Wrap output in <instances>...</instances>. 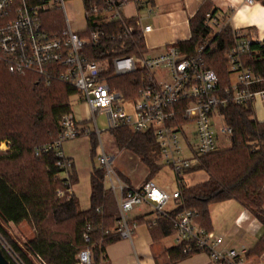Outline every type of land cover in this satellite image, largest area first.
<instances>
[{
  "label": "built area",
  "instance_id": "1",
  "mask_svg": "<svg viewBox=\"0 0 264 264\" xmlns=\"http://www.w3.org/2000/svg\"><path fill=\"white\" fill-rule=\"evenodd\" d=\"M82 1L86 27L75 31L66 15V0H0V62L10 73L35 74L47 86L59 81L76 88L83 94L90 113L87 118H77L73 112L63 115L59 121L61 133L54 144L35 149L36 154L56 150L57 165L65 169L68 178L66 188L58 189V195L73 192L69 171L74 162L65 155L63 142L94 134L102 148L99 163L105 171V185L118 206L117 231L122 238L132 239L139 225L137 220L129 218L128 212L148 203L156 212L148 227L156 225L161 217L170 220L178 244H184V252H205L210 264H245L247 248L227 246L222 235L197 221L196 211L183 209L173 214L167 207L172 199L179 204L183 202L182 188L189 185L181 176L199 166L201 157L217 152L219 138L232 135L233 128L226 123L222 108L230 102L247 105L257 96L264 98V41L252 30L231 27L234 46L224 54L231 74V82L226 87L220 85L217 72L208 67L205 58L210 39L229 25L216 15L208 20L211 35L193 54L183 52L176 42L158 54L150 53L147 48V53L138 56L114 55L94 60L92 49L107 38L133 39L137 29L144 37L153 26L144 25L141 18L128 17L122 10L131 2L140 5L146 0ZM255 1L245 0L248 4ZM60 7L67 25L61 30L47 29L43 13ZM115 23H119L121 30L109 32L107 27ZM247 57L260 63L256 66L246 63ZM139 69L143 74L135 96L127 97L123 89L110 82L112 77L133 74ZM128 103L133 104V113L127 111ZM99 114L106 117L104 130L129 128L135 133H153L161 163L180 178L179 189L169 193L151 179L140 186L128 183L114 167L115 157L106 152L101 142ZM216 119L220 121L218 125ZM87 121H93L95 128L89 127ZM189 124L194 125L196 143L189 141ZM85 237L89 240L88 235ZM92 263L93 252L87 247L78 253L74 264Z\"/></svg>",
  "mask_w": 264,
  "mask_h": 264
},
{
  "label": "trees",
  "instance_id": "2",
  "mask_svg": "<svg viewBox=\"0 0 264 264\" xmlns=\"http://www.w3.org/2000/svg\"><path fill=\"white\" fill-rule=\"evenodd\" d=\"M60 13L57 9L43 13L47 29L61 30L64 27ZM215 15L216 10L210 3L200 7L190 19L191 37L177 42L183 52L193 54L208 40L212 33L208 20ZM107 28L109 32L121 30L119 23ZM233 46L232 28L227 25L213 35L206 48V63L217 72L222 87L231 82L224 54ZM145 53V39L137 29L133 39L107 38L95 45L91 56L98 60L114 55L138 56ZM245 61L255 66L260 63L251 57ZM142 74L139 69L133 74L112 77L110 82L123 89L127 97L135 96ZM25 78L32 82L31 93H28L30 89ZM76 92V88L59 81L47 86L32 73L12 74L0 62V144L5 141L8 146L7 150H0V235L11 244L21 264H37L32 257L40 258L44 264H74L78 253L87 247L93 252L92 264H108L106 247L122 238L117 231L118 215L111 191L105 185L103 168L93 167L90 173L91 206L82 210L73 192L58 195V189L66 188L68 178L62 176L65 169L57 165L56 150L35 153L36 147L52 145L57 140L61 133L59 121L63 115L73 112L70 97ZM222 112L226 123L233 128L229 138L231 145L200 158L195 169L204 170L209 178L183 187V202L173 214L183 209L194 210L197 221L206 229L213 230L211 204L236 199L264 227V122L254 118L252 103L239 105L230 102ZM111 133L119 148L132 151L147 165L149 177L161 169L156 163L159 152L153 133H135L129 128L112 130ZM90 136L96 147L98 138L94 134ZM72 168L69 171L71 185L77 180ZM10 222L15 225L29 222L34 227V236L23 247L7 232L5 225ZM67 227L69 231L63 233ZM150 229L155 239L173 233L171 221L163 217L158 218L157 224ZM86 235L89 240H86ZM168 252L171 260L177 261L200 251L184 252V244H179ZM263 253L264 233L255 247L249 249L248 256H261ZM10 262L18 264L13 260Z\"/></svg>",
  "mask_w": 264,
  "mask_h": 264
},
{
  "label": "crops",
  "instance_id": "3",
  "mask_svg": "<svg viewBox=\"0 0 264 264\" xmlns=\"http://www.w3.org/2000/svg\"><path fill=\"white\" fill-rule=\"evenodd\" d=\"M206 2L210 3L212 7L215 8L216 16L220 19L226 20L232 28H241L244 31L252 30L258 39L264 41V0H256L253 4H248L245 2V0H158V3L157 0H146L145 3L135 5V7H133V14H127V16L131 17L132 19L136 17L141 18L144 25L151 24L153 26V30L146 33L145 35L170 29V32L166 33L160 41H155L152 45L148 46L146 44V47L150 53L158 54L162 52L167 45L188 40L191 37L190 19ZM147 8H149L148 11ZM150 9H152L151 12ZM151 14H155L156 18L160 20L161 18L167 19L169 20V23L165 25L157 23H144L143 18ZM252 107L254 111V118L258 121L264 122V98L257 96L252 102ZM119 149L122 151V153L128 151L130 153L129 158L139 166L144 165L146 169V173L142 176V178L136 179L133 169H131L129 166H126L123 160L119 161L116 170L126 177L131 185L140 186L147 180H153L152 177H149V168L138 155L125 148ZM108 154L114 156L110 153ZM114 157L116 159V156ZM156 163L160 165L161 168L164 166V164L161 163L160 153ZM197 170L201 169H195L193 171ZM208 178L209 175L207 172H205L204 176L199 177V180L191 185L204 182L208 180ZM111 194L113 196L112 201L118 215V206L112 192ZM171 201H175V206L167 208L168 210L174 211L179 206V202L175 199H172ZM226 201V204L222 205V207H224L225 213L223 214V218L219 220L215 218L211 204L210 217L212 228L216 233L224 237V242L227 246H233L238 249L247 248L249 251V249L255 247L259 241L263 233L258 238L256 243L252 245L253 240L257 239L264 227L262 223L238 200L230 199ZM146 205L152 206L148 203ZM232 207L233 212L231 210ZM150 213L146 214L142 211L134 213L133 218L131 219L140 220L141 223L138 222L139 225L133 231L132 239L121 238L120 240L111 243L106 247V263L210 264L209 256L205 252H199L184 259L172 261L168 250L179 245L176 236L174 232L170 234L174 235L175 240L173 243L169 244L164 243V239L170 235L161 236L155 239L152 234V230L150 227H148L147 223L154 220L156 215L151 216L149 215ZM9 224H13V222H10ZM259 257L260 256H248L245 264H257L254 262V260L256 258L258 259Z\"/></svg>",
  "mask_w": 264,
  "mask_h": 264
},
{
  "label": "rangeland",
  "instance_id": "4",
  "mask_svg": "<svg viewBox=\"0 0 264 264\" xmlns=\"http://www.w3.org/2000/svg\"><path fill=\"white\" fill-rule=\"evenodd\" d=\"M160 2V1H159ZM158 3V0H157ZM136 3L131 2L127 4L122 10L123 12L127 14H133V7H135ZM57 10H60L61 14V24L63 26L67 25L66 21V15L67 18L75 31L83 30L86 27V20H85V10H84V4L82 0H66L65 2V10L66 15L64 13V10L62 7L55 8ZM149 8H147L148 11ZM144 23H152V24H161L165 25L169 23V20L161 18H156L155 14H151L147 17L143 18ZM170 32V29L164 30V31H157L153 34L145 35L144 39L145 42L148 45H152L155 41H160L166 33ZM30 79L25 78V82H27V86L30 90H28V93H31L32 88V82H30ZM70 104L72 107V111L74 115L77 118H87L89 117L90 113L85 105V98L83 94L76 92L70 97ZM128 112L133 113L134 112V106L132 103H128L125 105ZM97 121L99 124L101 132V142L103 143L105 150L107 153H110L114 156H116V159L114 161V167L116 168L119 164L120 160H123L125 162L126 166H129L131 169H133L134 176L136 179L142 178V176L146 173V169L144 165H137L134 161H132L129 156L130 153L128 151H125L122 153L119 149V145L114 140L113 134L109 130H104V123L106 121V117L102 114H99L97 116ZM215 123L218 125L220 121L218 119L215 120ZM89 127L94 129L93 127V121H87L86 123ZM194 125L189 124L188 128L190 129L188 132V138L189 141L192 143H196L195 135H194ZM5 142V141H4ZM219 148L220 150L229 147L231 145V141L228 137L223 136L219 138L218 140ZM186 147V145L184 144ZM62 148L66 154L67 157H70L74 162V167L72 168L73 171L76 172L77 180L72 184V190L74 191V195L78 200L79 208L82 210H87L91 206V185H90V173L94 166L100 167L99 163V156L102 154V148L100 144V140H98V145L94 147V144L92 142V137L90 135H79L73 139H69L63 142ZM187 148V147H186ZM8 146L4 143L0 144V150H7ZM219 151V150H218ZM190 153L187 152V156H189ZM159 158V157H158ZM136 161V160H135ZM66 174H62V176H65ZM205 172L201 170L193 171L186 173L185 175L181 176V179L184 180V182L187 183V185L194 184L196 181L199 180V177L204 176ZM153 181L164 190L170 192H174L179 189V186L181 182L179 181V177L177 174L171 169L169 166H163L159 172H157L155 175L152 176ZM73 181V179H71ZM72 193V192H71ZM227 201H222L221 203H213L211 208L213 211V214L215 215V218L217 220L223 218V214L225 213L224 207H222L223 204H226ZM235 202V201H231ZM227 204H234V203H227ZM175 201H171L168 204V208L174 207ZM231 206V205H230ZM233 212V207L231 208ZM138 211H142L147 213H150L149 215L154 216L156 215V212L153 210V207L150 205H146V203L135 206L133 210L128 212L129 218H133L134 213H137ZM5 228L7 229V232L10 234L11 238L16 241L19 245L22 247L24 246L25 242L34 236L35 230L34 227L29 222H22L18 225L13 224H6ZM69 231V227L63 229V233ZM264 233V229L261 230L260 235L257 237V239L253 240L254 245L258 238L261 236V234ZM133 235V233H132ZM175 240L174 235H170L164 239V243H173ZM0 249L5 252L6 255H8L9 260H13L18 264L20 263L19 257L15 254L11 244L6 240V238L2 235H0ZM33 260L37 264H44L43 261L40 258L32 257ZM256 263H264V254L256 258L254 260Z\"/></svg>",
  "mask_w": 264,
  "mask_h": 264
},
{
  "label": "water",
  "instance_id": "5",
  "mask_svg": "<svg viewBox=\"0 0 264 264\" xmlns=\"http://www.w3.org/2000/svg\"><path fill=\"white\" fill-rule=\"evenodd\" d=\"M0 264H11L10 260L5 256V254L1 249H0Z\"/></svg>",
  "mask_w": 264,
  "mask_h": 264
}]
</instances>
